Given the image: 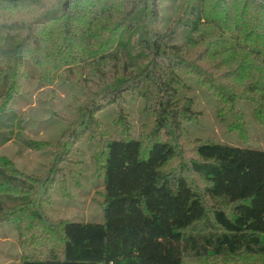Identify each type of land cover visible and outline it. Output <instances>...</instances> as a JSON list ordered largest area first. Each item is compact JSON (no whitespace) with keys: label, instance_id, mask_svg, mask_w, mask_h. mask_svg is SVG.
<instances>
[{"label":"trees","instance_id":"1","mask_svg":"<svg viewBox=\"0 0 264 264\" xmlns=\"http://www.w3.org/2000/svg\"><path fill=\"white\" fill-rule=\"evenodd\" d=\"M159 1L0 0V121L24 79L52 85L62 71L98 89L69 143L91 136L96 113L126 93L144 98L150 122L138 138L126 128L100 142L104 221L44 224L20 264H264V149L198 141L187 165L165 171L193 115L183 76L216 95L233 127L244 126L241 100L264 126V0H184L165 31ZM18 135L0 132V147ZM59 150L61 160L73 151ZM186 170L206 181L203 193ZM34 181L0 159V220L38 215L46 190Z\"/></svg>","mask_w":264,"mask_h":264},{"label":"rangeland","instance_id":"2","mask_svg":"<svg viewBox=\"0 0 264 264\" xmlns=\"http://www.w3.org/2000/svg\"><path fill=\"white\" fill-rule=\"evenodd\" d=\"M183 1H159L161 31H165L177 17ZM137 17L139 14H135L134 18ZM187 33L179 37V41L185 40ZM144 65L139 63L137 67L141 70ZM183 79L185 83L179 87V97L192 101L193 115L190 121L183 122L185 139L179 143L177 155L165 171H178L183 162L187 165L195 157L194 146L198 141L264 149V126L254 116L251 101L239 102L244 126L233 127V117L221 113L222 104L212 91L202 86L196 77L183 76ZM86 90L68 80L62 71L52 85H41L38 77L26 78L10 103V110L0 121V132L13 125L19 132L16 139L0 147L1 161L9 162L17 174L35 178L34 184L39 192L46 190L41 207L34 209L38 215L29 214L22 223L14 220V216L0 220V264H20L28 251L26 243L44 237L47 229L44 224L57 229L61 222L68 220L83 223L104 221L100 142L104 138H120L121 129L126 128L131 129L132 137L138 138L143 126L150 123L149 111L143 97L126 93L122 104L107 105L96 113L100 127L95 128L91 136L87 134L71 144L64 136L84 131L85 127L79 125L84 113L82 103L91 92L98 91L95 86ZM21 116L23 120L18 123ZM96 132L101 135L98 144L92 138ZM29 141H33L34 148L27 147ZM62 147L73 150L68 160L60 158L63 155H59V148ZM186 173L196 189L203 193L206 181L190 170ZM46 179L52 182L46 184ZM206 202L209 208L214 203L209 198Z\"/></svg>","mask_w":264,"mask_h":264}]
</instances>
